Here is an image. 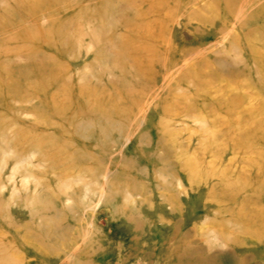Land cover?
<instances>
[{
    "label": "rangeland",
    "instance_id": "obj_1",
    "mask_svg": "<svg viewBox=\"0 0 264 264\" xmlns=\"http://www.w3.org/2000/svg\"><path fill=\"white\" fill-rule=\"evenodd\" d=\"M0 264H264V0H0Z\"/></svg>",
    "mask_w": 264,
    "mask_h": 264
}]
</instances>
